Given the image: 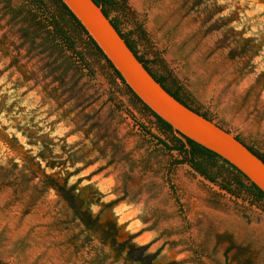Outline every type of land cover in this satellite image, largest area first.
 <instances>
[{
  "label": "rangeland",
  "instance_id": "rangeland-1",
  "mask_svg": "<svg viewBox=\"0 0 264 264\" xmlns=\"http://www.w3.org/2000/svg\"><path fill=\"white\" fill-rule=\"evenodd\" d=\"M25 1L0 0V263L264 264V202L170 169L172 135L85 37L25 41ZM118 2L152 72L264 155V0Z\"/></svg>",
  "mask_w": 264,
  "mask_h": 264
},
{
  "label": "water",
  "instance_id": "water-1",
  "mask_svg": "<svg viewBox=\"0 0 264 264\" xmlns=\"http://www.w3.org/2000/svg\"><path fill=\"white\" fill-rule=\"evenodd\" d=\"M81 24L131 92L168 125L215 153L240 171L264 194V163L219 125L172 97L145 69L93 0H60Z\"/></svg>",
  "mask_w": 264,
  "mask_h": 264
},
{
  "label": "trees",
  "instance_id": "trees-1",
  "mask_svg": "<svg viewBox=\"0 0 264 264\" xmlns=\"http://www.w3.org/2000/svg\"><path fill=\"white\" fill-rule=\"evenodd\" d=\"M93 1L96 5L101 7L103 14L110 20V23L116 29L120 37L124 40L128 48L134 53L136 58L151 74V76L172 97H174L184 106L188 107L209 121H212V119L209 118L206 113H202L200 108L189 99V96L180 86L177 85L175 80L171 79V77L167 75L158 76L154 74L148 66V61L137 54L135 45L130 40L131 34L122 33L117 22L109 18V12L119 8V0ZM58 4L60 5L59 10ZM23 11L24 14L22 20L26 23V26L22 28V36L26 42L28 41L33 43L36 39L41 38V44H47L46 48L63 53L65 51L74 52L76 49V44L79 42L78 40H81L83 37H85L87 45L93 48L106 60L117 78H119L125 85L118 72L113 68L110 62L106 59L94 41L81 26V24L60 0H55L54 9H50L43 0H26L24 4L13 10L15 13ZM74 54L79 56V54L76 52H74ZM128 90L131 92L129 88ZM133 96L144 106L148 112L152 114L153 117H155L163 132L172 135L170 145H168L163 140H158L159 144H161L169 153L175 151L177 154V156L172 158L170 161V169L178 165H188L194 172L199 174L205 180L213 184H219L220 188L226 193L231 195H239L242 191L249 190L256 200L264 202V194L262 191L259 190L254 184L250 183L248 179L234 166L223 160L215 153L191 141L190 139L183 137V140L176 137L170 125L150 111V109L146 107L134 94ZM235 138L243 143L237 136H235ZM244 145L264 163V155L259 154L252 147L247 146L246 144ZM228 170L231 172H228ZM223 172H226L227 174L224 175ZM242 180L249 182V185L246 186Z\"/></svg>",
  "mask_w": 264,
  "mask_h": 264
}]
</instances>
